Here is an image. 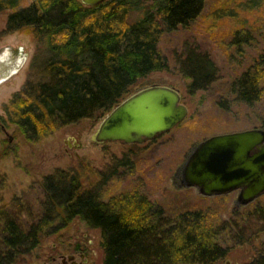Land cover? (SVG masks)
Here are the masks:
<instances>
[{"label":"trees","instance_id":"obj_1","mask_svg":"<svg viewBox=\"0 0 264 264\" xmlns=\"http://www.w3.org/2000/svg\"><path fill=\"white\" fill-rule=\"evenodd\" d=\"M0 0L10 12L4 34L20 32L37 42L28 79L0 115V129L14 125L28 142L84 119L100 121L153 72L168 71L159 42L165 31L189 26L202 16L207 0H106L86 6L80 0ZM215 18L236 17L264 0H217ZM251 33L238 27L230 44L241 54ZM191 68V74H187ZM181 69L191 92L205 88L216 67L208 57L188 54ZM234 98L250 106L264 97V66L256 59L230 84ZM264 126V119L262 121ZM1 140L0 156L13 153ZM127 160L108 175L81 162L76 169H56L39 183L43 192L37 219L26 222L0 206V264H19L49 234L50 226L82 219L100 230L103 264H216L229 251L224 242L242 244V212L218 219L202 209L167 213L139 189L103 198L100 187L116 176ZM132 167V166H131ZM130 167V168H131ZM2 184V185H1ZM0 184V190L4 186ZM1 200V197H0ZM18 205V204H17ZM19 206V205H18ZM23 211V210H22ZM264 223V207L246 215ZM246 264H264V255Z\"/></svg>","mask_w":264,"mask_h":264},{"label":"rangeland","instance_id":"obj_2","mask_svg":"<svg viewBox=\"0 0 264 264\" xmlns=\"http://www.w3.org/2000/svg\"><path fill=\"white\" fill-rule=\"evenodd\" d=\"M33 1L25 0L21 7ZM151 1L144 0L146 4ZM217 4V0H207L202 16L195 22L163 33L159 47L168 59L169 70L153 72L135 87L136 90L160 83L179 89L182 102L189 108L183 122L144 144L128 145L92 141L100 121L88 118L37 142H28L14 125L7 127L9 135L0 129V152L1 140H9L10 136L9 145L16 149L6 158L0 156V184L4 181L0 206H7L12 215L22 214L24 221L31 222L41 210L43 192L39 183L44 176L56 169H76L81 162L108 175L110 167L126 159L128 164L120 166L116 176L100 187L103 198L137 188L169 214L202 209L218 219H230L231 212L240 209L245 216L242 240H249L235 244V239L227 238L224 245L229 251L216 264H246L263 256L264 223L257 215L248 219L246 215L264 207V195L241 207L237 205V191L204 196L198 188L185 187L181 181L183 168L201 141L216 134L264 128V97L250 106L236 100L230 90L231 82L256 59L264 66V5L252 10L241 8L236 17L215 18L213 9ZM9 13H0V64L7 65V69L0 65V72L6 74L14 63L22 66L18 70L13 67L8 75L0 77V115H5L4 104L25 85L37 53V42L31 36L3 33ZM241 26L251 33L252 42L239 54L231 46L230 38L232 31ZM192 51L211 59L216 72L205 88L191 92V80L183 73L181 64ZM191 71L189 68L186 73L190 75ZM77 241L88 244L89 264H103L100 230L79 218L50 226L43 242L19 264H47L54 256L70 254Z\"/></svg>","mask_w":264,"mask_h":264},{"label":"water","instance_id":"obj_3","mask_svg":"<svg viewBox=\"0 0 264 264\" xmlns=\"http://www.w3.org/2000/svg\"><path fill=\"white\" fill-rule=\"evenodd\" d=\"M80 1L97 6L106 0ZM0 65L7 69L4 63ZM21 66L14 63L10 69ZM10 69L6 74L0 72V77L8 75ZM188 114L179 89L152 83L136 89L109 111L91 140L98 144H144L175 128ZM2 131L9 135L4 125ZM181 181L185 187L198 188L204 196L238 191L237 205L252 203L264 195V128L216 134L201 141L185 164Z\"/></svg>","mask_w":264,"mask_h":264},{"label":"flooded vegetation","instance_id":"obj_4","mask_svg":"<svg viewBox=\"0 0 264 264\" xmlns=\"http://www.w3.org/2000/svg\"><path fill=\"white\" fill-rule=\"evenodd\" d=\"M241 207H243V205H241ZM73 247L74 249L70 254H60L59 256H54L52 257V261L47 264H89L90 259L88 244H82L77 241L74 243Z\"/></svg>","mask_w":264,"mask_h":264}]
</instances>
